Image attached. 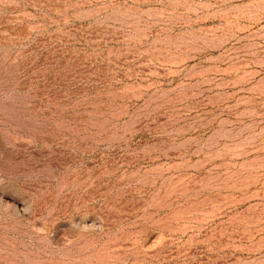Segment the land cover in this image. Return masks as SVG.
<instances>
[{
  "label": "rangeland",
  "instance_id": "rangeland-1",
  "mask_svg": "<svg viewBox=\"0 0 264 264\" xmlns=\"http://www.w3.org/2000/svg\"><path fill=\"white\" fill-rule=\"evenodd\" d=\"M0 264H264V0H0Z\"/></svg>",
  "mask_w": 264,
  "mask_h": 264
},
{
  "label": "bare ground",
  "instance_id": "bare-ground-1",
  "mask_svg": "<svg viewBox=\"0 0 264 264\" xmlns=\"http://www.w3.org/2000/svg\"><path fill=\"white\" fill-rule=\"evenodd\" d=\"M237 64H238V63H237ZM246 69H247V68H246ZM234 70H235V69H234ZM258 70H259V69H258ZM239 73H240V72H239ZM239 73H238V74H239ZM235 76H236V75H235ZM254 77H255V76H254ZM255 78H256V77H255ZM245 79H246V78H245Z\"/></svg>",
  "mask_w": 264,
  "mask_h": 264
}]
</instances>
